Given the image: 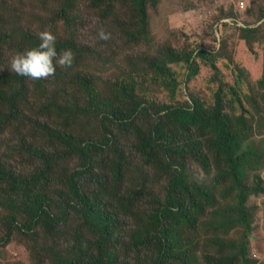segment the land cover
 I'll list each match as a JSON object with an SVG mask.
<instances>
[{
    "label": "trees",
    "instance_id": "1",
    "mask_svg": "<svg viewBox=\"0 0 264 264\" xmlns=\"http://www.w3.org/2000/svg\"><path fill=\"white\" fill-rule=\"evenodd\" d=\"M149 1L0 0V264H264L247 205L264 195V26L237 40L220 21L215 53L184 33L155 42ZM44 30L72 67L10 71ZM94 66L120 71L104 93L120 104L96 122Z\"/></svg>",
    "mask_w": 264,
    "mask_h": 264
},
{
    "label": "rangeland",
    "instance_id": "2",
    "mask_svg": "<svg viewBox=\"0 0 264 264\" xmlns=\"http://www.w3.org/2000/svg\"><path fill=\"white\" fill-rule=\"evenodd\" d=\"M148 20L150 22V34L155 37V42L160 41V35L163 31L168 33L178 32L180 34H186L193 39V44L197 47V50H204L208 53H215L220 47V32L219 23L226 22L230 26L235 28H224V33L226 35H231L233 38L240 37L239 28H252L258 29L264 25V0H150L148 3ZM230 9L233 10L230 11ZM232 12V14L230 13ZM227 16H223V14ZM251 22V23H250ZM158 36V37H157ZM215 37V40L212 38ZM158 38V39H157ZM231 39H227L229 41ZM246 62L256 65L257 56L249 57L248 55L243 57ZM254 58V59H253ZM240 63L244 61L240 60ZM249 64V63H248ZM98 69L95 73L98 83H100L99 99H97L96 104L99 106L95 109H100L96 111L93 107V112L91 114L92 119L87 117L86 120H91L96 122V117L100 115L102 110L114 111V107L105 109L103 106L107 103H119L117 100L113 99L115 102L108 100V97L104 94L107 91L106 86H109L112 90L111 80H114V75L119 74L120 71L117 68L106 69L101 66H94ZM260 70V67H256ZM105 83V84H104ZM106 85V86H105ZM204 88V87H203ZM206 91V88L203 89ZM102 102V103H101ZM0 116H9V112L0 107ZM68 117V115L57 116L52 123L58 124L62 122V119ZM26 116L21 113L16 116L20 123H23ZM131 121L132 124H127L128 126H135L133 131L136 133V124L132 118H127L126 122ZM139 125V124H138ZM83 127V125H81ZM84 131L91 139H96L98 137L97 129L88 127L87 129H80L79 131ZM257 140V138H255ZM260 166L255 172L261 178H264V161L259 163ZM247 205L257 206V220L255 222L258 228L253 230L248 237L249 245L251 248H258L261 252L260 256L257 253L252 252V255L258 256V259H262L264 256V233L262 228L264 227V195L253 196L248 199ZM22 253V258L26 259L24 250L19 248ZM18 251L14 250L13 255H17ZM19 257V255L17 256ZM254 257V256H253ZM255 258V257H254Z\"/></svg>",
    "mask_w": 264,
    "mask_h": 264
},
{
    "label": "clouds",
    "instance_id": "3",
    "mask_svg": "<svg viewBox=\"0 0 264 264\" xmlns=\"http://www.w3.org/2000/svg\"><path fill=\"white\" fill-rule=\"evenodd\" d=\"M97 36L100 40L107 41L111 38V33L101 28ZM38 38L40 43L37 47L17 52L12 56L10 71L32 80H40L54 76L57 65L62 68L72 67L73 52L66 49L58 54L55 48L56 36L51 31H40ZM253 256L258 258L256 255Z\"/></svg>",
    "mask_w": 264,
    "mask_h": 264
}]
</instances>
